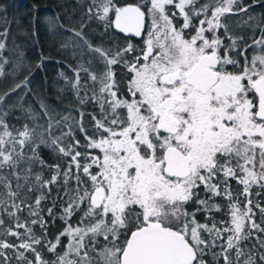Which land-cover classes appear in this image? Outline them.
<instances>
[{"label":"snow or ice","instance_id":"obj_1","mask_svg":"<svg viewBox=\"0 0 264 264\" xmlns=\"http://www.w3.org/2000/svg\"><path fill=\"white\" fill-rule=\"evenodd\" d=\"M32 8L0 5V264H264V0Z\"/></svg>","mask_w":264,"mask_h":264},{"label":"trees","instance_id":"obj_2","mask_svg":"<svg viewBox=\"0 0 264 264\" xmlns=\"http://www.w3.org/2000/svg\"><path fill=\"white\" fill-rule=\"evenodd\" d=\"M129 2H135V0H129ZM60 0H0V5H4L7 8V15L11 19L17 17L23 25L27 26L28 22L33 14V5L38 6L37 15L43 18L48 15H54L59 9ZM15 28V24H13ZM43 35V30H42ZM55 55V52H53ZM26 55L29 58L35 57L36 51L34 48H27ZM56 74L55 65H49L47 69V75L51 79ZM40 76L44 75V72L39 73Z\"/></svg>","mask_w":264,"mask_h":264}]
</instances>
